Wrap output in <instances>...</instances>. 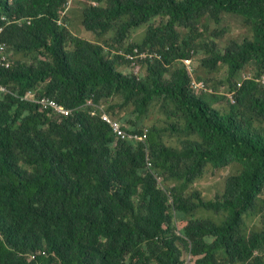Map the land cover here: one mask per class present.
<instances>
[{"label":"trees","instance_id":"obj_1","mask_svg":"<svg viewBox=\"0 0 264 264\" xmlns=\"http://www.w3.org/2000/svg\"><path fill=\"white\" fill-rule=\"evenodd\" d=\"M70 1L0 0V264H264V0Z\"/></svg>","mask_w":264,"mask_h":264},{"label":"rangeland","instance_id":"obj_2","mask_svg":"<svg viewBox=\"0 0 264 264\" xmlns=\"http://www.w3.org/2000/svg\"><path fill=\"white\" fill-rule=\"evenodd\" d=\"M79 0H71L70 1V5H75L76 3H79L78 2ZM82 1H86V0H82ZM73 7V6H72ZM70 18H71V21H70V27H71V30L79 35V36H83V37H86V38H89L91 36L90 32H88V34L84 31L82 25H81V20H78L76 18V16L70 14L69 15ZM223 27H225L226 29V32H225V38L222 39L220 42H219V45L220 47L223 49L225 47V45L227 44V42L230 40V39H237V40H241V39H244L246 37H250L251 36V32L250 30L243 25V23L241 22L240 18L238 17H231V16H226L224 18V21L222 23ZM212 28H215V25H212ZM143 30H140L138 33H142ZM138 35V34H137ZM201 58L202 56H197L194 58L195 63L194 65L191 64V66L196 69L197 67L200 66V61H201ZM140 59L139 62H142V61H145V59L147 58H138ZM130 60V59H129ZM132 61V60H131ZM198 64V65H197ZM250 70L252 71L253 68L252 67H249ZM121 70L123 71H126V72H133L134 70V67H132L131 63L130 65H125L123 67L120 68ZM138 70V69H137ZM199 70L202 74H205V70L202 69L201 67H199ZM140 71L142 72L143 71V64H141V69ZM222 71H224L222 69ZM253 72V71H252ZM246 77H250V75H243V78H246ZM262 82L264 83V78L262 79ZM219 95H225L226 94V88L221 86L220 89H219ZM227 98L230 100L231 102V99L229 98V94H227ZM232 103V102H231ZM233 104V103H232ZM151 114H154V113H151ZM155 115V114H154ZM151 129V123L149 121H147L143 127H142V131L143 130H147L149 132V130ZM213 170L211 169L210 172H209V175H206L204 177V180H203V183H202V188L203 189H207L210 191V195H215L216 193H218V190L216 189L218 187V183H220V181H222V176L220 173L216 174V175H213ZM227 172L223 173L226 174ZM182 252H184V255H183V259L185 260L186 263H193L194 262V257H192L189 252H186L184 250H182Z\"/></svg>","mask_w":264,"mask_h":264},{"label":"built area","instance_id":"obj_3","mask_svg":"<svg viewBox=\"0 0 264 264\" xmlns=\"http://www.w3.org/2000/svg\"><path fill=\"white\" fill-rule=\"evenodd\" d=\"M3 48L0 49V51H2ZM147 58L146 55H140L138 58ZM7 59L6 56H3L1 59H0V65H3L4 61ZM130 60L132 61H135L133 60L134 57H129ZM9 66V65H8ZM194 84V87L195 88H203L204 85L202 83H193ZM38 103L40 104L41 106V109H48V108H52L54 109L57 113L59 114H62L64 116H69L71 113H72V110H69V109H64L62 108L57 102L55 101H51L47 98H43L41 100L38 101ZM87 105H91V106H94V103L92 102V100H89ZM93 114H95V112H93ZM103 121H105L106 123H108L112 129H113V132L116 134V136L118 138H121V139H126V138H130V139H135V140H139V141H142L143 138H145L146 136L144 137H141L139 135H128L122 128V124L113 119L107 112H103L101 115H99Z\"/></svg>","mask_w":264,"mask_h":264},{"label":"clouds","instance_id":"obj_4","mask_svg":"<svg viewBox=\"0 0 264 264\" xmlns=\"http://www.w3.org/2000/svg\"><path fill=\"white\" fill-rule=\"evenodd\" d=\"M187 66H189V63L187 62ZM188 70L191 72V69L188 67ZM202 83V82H196L195 80H193V83ZM203 84V83H202ZM204 85V84H203ZM240 86V85H239ZM196 90H204L205 89V85L203 88H195ZM0 90H3V91H7L5 87H3L2 85H0ZM43 98H46V97H42L41 99ZM229 98L231 99V102L232 103H235V100L233 98V94H229ZM41 99H37L36 98V93L35 92H32V91H29L27 92L23 97H22V100H25V101H29V102H34V103H38L39 100ZM39 104V103H38ZM70 110V109H69ZM111 116V115H110ZM112 117V116H111ZM113 118V117H112ZM117 121H119L121 124H122V128L123 130L128 134V135H139L141 137H144L146 136L145 138H143L142 141H139V140H135V139H130V138H126V139H121V138H118L116 136V134L114 133V135L116 136V138L118 140H121V141H132V142H135V143H142L145 147V151H146V167L148 170H151L153 168V163H152V160L150 158V155H149V144H148V136H149V132L147 130H141V131H138V132H129L127 129H126V126L125 124H123L120 120H118L117 118H113ZM105 122V121H104ZM108 124V123H107ZM109 125V124H108ZM110 126V125H109ZM111 127V126H110ZM112 129V127H111ZM113 131V129H112ZM141 132V133H140ZM157 180L158 182H161L162 181V178L160 177H157ZM32 258H34V256L32 255L31 256Z\"/></svg>","mask_w":264,"mask_h":264}]
</instances>
